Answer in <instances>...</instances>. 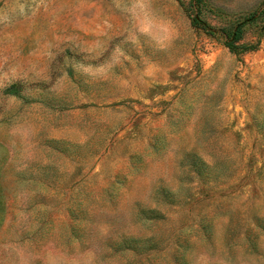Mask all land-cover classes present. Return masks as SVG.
I'll return each mask as SVG.
<instances>
[{"label": "rangeland", "instance_id": "374dc122", "mask_svg": "<svg viewBox=\"0 0 264 264\" xmlns=\"http://www.w3.org/2000/svg\"><path fill=\"white\" fill-rule=\"evenodd\" d=\"M0 264H264V0H0Z\"/></svg>", "mask_w": 264, "mask_h": 264}, {"label": "trees", "instance_id": "16d2710c", "mask_svg": "<svg viewBox=\"0 0 264 264\" xmlns=\"http://www.w3.org/2000/svg\"><path fill=\"white\" fill-rule=\"evenodd\" d=\"M236 36H237V33H236Z\"/></svg>", "mask_w": 264, "mask_h": 264}]
</instances>
